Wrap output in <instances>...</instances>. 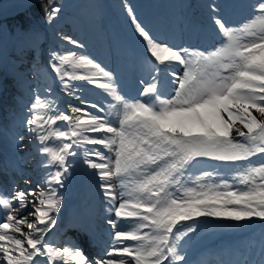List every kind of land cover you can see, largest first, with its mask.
<instances>
[{
  "label": "snow or ice",
  "instance_id": "snow-or-ice-1",
  "mask_svg": "<svg viewBox=\"0 0 264 264\" xmlns=\"http://www.w3.org/2000/svg\"><path fill=\"white\" fill-rule=\"evenodd\" d=\"M249 7V19L231 26L209 5L221 42L205 53L159 41L125 4L149 65L150 79L141 81L143 99L118 92L112 74L86 55L70 49L50 53L49 67L62 90L75 94L76 85L68 81L102 89L118 126L82 96L76 98L85 107L70 105V112L34 99L25 123L48 171L35 189L15 190L11 197L0 192V264H182L179 242L197 230L201 218L264 223V0ZM61 10L49 0L45 21L54 22ZM62 39L83 47L71 37ZM50 141L58 144L48 146ZM85 145H99L112 155ZM76 148H85V157L92 153L84 163L104 197L114 202L109 243L94 259L78 244L58 247L46 239L57 224L58 188ZM205 160L236 166L235 174L230 181L215 179L219 170L213 167L194 175ZM113 180L121 189L118 204Z\"/></svg>",
  "mask_w": 264,
  "mask_h": 264
},
{
  "label": "rangeland",
  "instance_id": "rangeland-1",
  "mask_svg": "<svg viewBox=\"0 0 264 264\" xmlns=\"http://www.w3.org/2000/svg\"><path fill=\"white\" fill-rule=\"evenodd\" d=\"M196 2L195 0H66L65 8L69 6V10L85 15L83 16L85 26L81 25L76 17L65 16L64 11L61 10L58 18L54 22L48 23L49 31L46 33L44 42L40 45H36L38 29L29 27L28 30H22L14 27L8 32L5 24L0 23V139H3L6 147V150H0V192L11 197L15 190L35 189L37 182L41 181L42 175L48 171L41 164V161L46 160V157L40 155L37 147L29 146L33 142L30 140L31 137L28 135L29 131L25 122L30 118L29 107L34 99L40 97L52 103L55 102L56 107L58 106L56 109L70 112V105L85 107L76 98L77 96H82L88 101L93 98L89 92L95 87L86 81H68V83L76 85L74 95L66 94L65 90H62L61 82L57 78L49 76L47 71L50 53L63 54L70 49L86 55L100 64L99 58L102 54L98 55L97 48H102L103 56L106 55L109 58V60L104 58L109 64L104 69L112 74L113 83L117 86L118 92L132 100L131 96H128L127 90L130 95L134 93L138 84V75L145 77V80H149L150 77L148 76L149 65L145 59L144 46L134 33L127 17L125 4L133 9L138 21L159 41L174 48H188L207 53L220 46L221 37L214 27L204 30L194 20L192 9L197 5L209 7L214 4L217 9L216 13L227 24L239 26L252 15L249 5L254 0H202L200 4ZM208 13L209 11L205 9V18ZM33 20L32 25L39 24L36 18ZM62 37H71L83 47L75 48L73 45L67 44ZM93 40L99 42L100 45L95 43L97 48H94ZM33 45L40 51L35 57L30 56ZM69 71L79 73L85 70L69 68ZM8 73L9 76H7ZM95 89L106 97L105 99L102 97L93 99L101 103L99 104L101 108L102 104L105 107V111L98 114L107 116L118 126L116 110H112V114L109 115L108 105L111 98L102 89ZM88 110L95 112L96 109ZM25 111L28 113L26 117L24 116ZM11 133L15 136L11 137ZM4 136L7 139H4ZM56 144H58L57 141H50L48 146ZM85 148L96 149L105 155H112L99 145H85ZM85 148H76L77 154L68 157L69 172L64 186L58 188V192L60 196H65L66 193L72 194L77 197L80 203L86 202L94 208L99 207L96 214L93 212L92 215L96 221L93 227L100 224L107 225V222L100 217V210L110 211L114 202H103L104 195L99 187V181L93 180V176L90 175L92 170L88 169L84 163L86 158H93L92 153L85 157ZM256 161L257 158H253V162ZM213 167L219 170V176L215 179L230 181L235 174L236 166L207 160L202 161L192 172L194 175H198L202 170ZM112 183L115 186L116 195H119L121 189L117 181L113 180ZM119 200L120 196L117 197L115 203L118 204ZM29 211H31V207L24 210L26 214ZM109 214L111 215V213ZM54 215L59 219L57 213ZM112 217H114V213H112ZM74 221L78 226V220L74 219ZM207 221L223 222L210 218H201L199 222L205 225ZM224 222L229 225L215 228L206 226L202 232L190 233L188 239L181 246V250L186 256L185 262L182 264L191 260L197 262V257L192 253L199 248L207 246L209 251H213L221 237L227 238L224 255L217 260H212L214 264H242V262L250 264L255 256L257 259L261 249L264 248V223L257 220L239 224L230 221ZM254 223H259V225L252 236L240 240L234 235ZM76 224L73 223L71 227L74 228ZM108 226V230L104 228L99 238L90 237L88 241L89 245L86 249L93 259L109 243ZM259 226H261L260 229ZM220 248L222 246L216 249Z\"/></svg>",
  "mask_w": 264,
  "mask_h": 264
},
{
  "label": "bare ground",
  "instance_id": "bare-ground-1",
  "mask_svg": "<svg viewBox=\"0 0 264 264\" xmlns=\"http://www.w3.org/2000/svg\"><path fill=\"white\" fill-rule=\"evenodd\" d=\"M38 1H40V0H0V20L7 18V17H13L19 13L25 12L34 3L38 2ZM195 1H197L196 3L200 4L202 0H195ZM192 10H193L192 14L195 17V20L203 26L204 6L197 5V7L192 9ZM164 30H166V29H164ZM102 42H103V40H102ZM104 66L107 67V64H105ZM137 80H138V82L141 83L142 80H145V77H143L142 75H138ZM142 87H143V84L141 83V86L139 87L140 92L142 91ZM89 94H91L93 97V98H90V100L92 102L97 103L98 105L101 103L97 102L96 100H93V99H95V97H102L104 99L106 98L105 95H102V93L97 91L95 88H93L91 90V92H89ZM138 97H140L139 94H138ZM53 106H54V109H56L58 107V106L56 107L55 102L53 103ZM102 108L105 111V107L103 106V104H102ZM69 110H70V108H69ZM26 115H28V113L25 111L24 116L26 117ZM28 135H30V137H31L30 140L33 142L32 145H29V146L39 148L40 147L39 142H38V140L35 139L34 135L30 132L28 133ZM93 135H97V134H93ZM14 136L15 135L13 133H11V137H14ZM3 138L7 139L6 136H4ZM0 150L1 151L6 150L5 142L3 141V139H0ZM4 165L6 166V164H4ZM93 180L98 181V178H93ZM13 188H11V189L13 190ZM11 189H10V192L12 191ZM102 195H103V193H102ZM60 197H61V208L57 214L59 215L61 221H64V220H67V221L64 222L60 226V228L55 231V233L58 234V239L49 236L47 238V240L50 244H52L54 246L63 247V246L68 245L67 242H70V241H68V239H70V240H73L75 243L81 245L83 248L86 249V246L88 245V241H89L90 237L99 238L101 236V232L104 230V228L107 229L108 224L107 225L106 224H102V225L100 224L96 227H93V224L96 221L94 220V217H92V215H93V212H94V214H96L99 207L94 208L86 202L80 203V202H78L77 197L72 195V194L66 193L65 196L61 195ZM117 197H119L118 194H117ZM102 200H104L103 201L104 203L105 202L106 203L112 202V201L108 200L107 198H105L104 196H103ZM69 209L71 210L70 211L71 216L68 218V217H65V214L67 213V211ZM109 213H111V215ZM22 214L26 215L25 212H23ZM100 217L102 220H104L106 222L109 218L115 219V216L112 217V212L107 211L106 209L100 210ZM30 219H31V217H30ZM72 219L78 220L79 225L77 226L76 222H72ZM73 223L76 224V226L74 225L75 226L74 228L71 227V226H73ZM198 224H199V226H198L197 230L193 233L202 232L203 230H205L206 226H207V228H209V227L215 228L217 226L229 225L227 222H224V221L221 223H213V222L207 221V223H205V225L201 224L200 222ZM258 225H259V223H256V224L254 223L253 225H249V226L245 227L244 230H241L240 232H238L234 235L237 238H239L240 240H243L246 237L252 236L255 233L256 229L258 228ZM108 227L110 228V226H108ZM260 227L261 226H259V229H260ZM188 237H189V235L181 239V241L179 242V245H178V247L180 249H181L182 244L185 242V240L188 239ZM226 240H227L226 237H221V239L219 240L218 244L215 246V249L213 251H209L207 249V246L199 248V250H197V251H193L192 254L197 257V262H193V260H191L190 262H186L185 264H214V261H212V260H217L218 258H220L221 256L224 255V250L226 247ZM219 246H222V248L217 250L216 248H218ZM84 252L89 257V259H93V256L91 254H89L87 252V250H84ZM191 252H192V250L190 251V253ZM185 258H186V256H185ZM218 264H220V263H218ZM250 264H264V249H263V252L259 255V257L257 259L254 258Z\"/></svg>",
  "mask_w": 264,
  "mask_h": 264
},
{
  "label": "trees",
  "instance_id": "trees-1",
  "mask_svg": "<svg viewBox=\"0 0 264 264\" xmlns=\"http://www.w3.org/2000/svg\"><path fill=\"white\" fill-rule=\"evenodd\" d=\"M58 1H61V0H54V2L55 3H57ZM48 3H49V0H47V1H43V2H41V3H38V4H35L34 6H33V11L35 12V13H37L39 16H41V18H45V11H44V9H45V7L48 5ZM66 11V10H65ZM67 12H69V11H67ZM69 15H74L73 13H69ZM24 18H22V26L24 27V24H26L27 22H28V20L26 19V20H23ZM17 21H18V19H10V20H7V21H5V23H6V25H7V27L8 28H10V27H12L13 25H15L16 23H17Z\"/></svg>",
  "mask_w": 264,
  "mask_h": 264
}]
</instances>
